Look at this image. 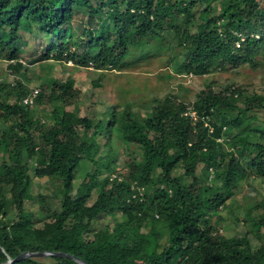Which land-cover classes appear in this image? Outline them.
<instances>
[{
    "label": "trees",
    "instance_id": "trees-1",
    "mask_svg": "<svg viewBox=\"0 0 264 264\" xmlns=\"http://www.w3.org/2000/svg\"><path fill=\"white\" fill-rule=\"evenodd\" d=\"M211 2L219 9L213 11ZM262 9L254 0H0V54L15 58L21 33L36 28L54 38L49 46L54 55L79 66L115 68L178 48L174 71L201 76L254 64L264 51ZM208 12L212 15L203 18ZM77 13L83 16L73 23ZM48 86L54 102L50 124L34 119L30 103H21L34 89L15 84L6 94H14L12 103L0 95L6 126L0 136V264L25 251L64 252L87 264H264V246L244 249L215 226L224 220L218 208L243 181L264 178V119L252 114L264 109L257 93L230 86L214 91L208 83L190 109L167 95L143 117H134L129 106L78 117L64 109L78 97L70 82L50 79ZM42 98L38 90L33 102ZM117 127L115 139L134 144L139 155L127 171L110 178ZM101 137L109 147L103 156ZM25 159H35L38 176L61 181L58 211L43 204L34 215L26 205L31 178ZM83 161L90 170L73 191ZM93 189L96 197L88 203ZM115 211L120 218L112 227L92 230L100 214ZM247 212L241 221L259 234L264 200ZM10 264L81 263L52 254Z\"/></svg>",
    "mask_w": 264,
    "mask_h": 264
},
{
    "label": "rangeland",
    "instance_id": "rangeland-1",
    "mask_svg": "<svg viewBox=\"0 0 264 264\" xmlns=\"http://www.w3.org/2000/svg\"><path fill=\"white\" fill-rule=\"evenodd\" d=\"M254 3L263 8L262 14L264 15V0H254ZM204 7L206 4L199 7L197 13L200 14ZM211 9L213 11L219 9V4L211 2ZM211 15L212 12L205 13L203 18H209ZM82 16L81 13H77L73 18V23ZM169 36L170 34L167 35V37ZM54 42L51 35H44L34 28L31 33H21L20 39L16 43L20 51L15 58L8 59L4 53L0 54V82L5 84L3 89H0V95L6 97L7 102L12 103L15 99L14 94H6L17 83H23L29 90L41 91L43 93L42 100L28 104L32 112L30 114L41 124L52 122L54 102L48 99L50 79H54L59 84L70 82L71 88L78 91L75 102L64 107L66 111H70L78 117H93V115L100 117L105 111L109 112L117 107L122 110L128 106L127 110L134 117H143L146 110L167 95L184 101L190 109L196 95L205 89L204 87L208 83H211L214 91H220L229 86L231 89H237L238 92L244 90L250 93L254 91L261 97V103L264 104V51L255 57L253 65L244 64L233 69L216 68L206 75L198 76L174 71L173 65L179 59L178 48L164 56L152 53L140 61L126 60L119 67L96 69L92 66H79L75 61H66L64 55L58 58L54 55L55 50L49 49V46ZM73 49L74 47L71 48V50ZM262 50H264V43ZM48 51L49 58H45ZM135 55L137 53H134L133 56ZM253 111L252 114L264 119V109L254 108ZM257 124V120H249V125ZM5 129V124L0 121V136ZM119 132L120 129L117 127L112 133L116 157L109 159L114 168V173L110 178H113L116 173L123 174L127 171L131 159L139 155L134 144L123 145L115 139ZM100 141L102 149L100 155L103 156L106 155L109 147L104 145L105 137H101ZM2 158L3 156L0 154V163ZM26 162L31 178L26 205L30 207L34 215H38L43 204L53 211H58L60 209L61 181L54 176H38L36 174L38 165L35 159H27ZM89 170V164L87 161H83L75 174L72 183L73 191L83 181ZM178 171L182 172L176 169L174 173H179ZM122 177L125 178V176ZM108 187L109 185H107ZM5 189L7 190L8 187L5 186ZM135 190L140 193L142 191V189ZM95 197L96 190L93 189L87 202L91 203ZM261 200H264V178H250L243 181L237 191L218 208V213L224 220L216 222L217 231L226 237L235 236L244 249L248 248L251 251L262 249L264 228L259 234H254L250 230V226L241 221L244 212L248 211L247 213H249L251 205ZM234 217H238L239 220L235 222ZM43 218L44 216L36 222L38 226L42 225ZM119 218V211H115L113 216L100 214L92 221V230L105 226L112 227L116 219ZM213 220L215 221V218ZM138 259L142 260L143 258Z\"/></svg>",
    "mask_w": 264,
    "mask_h": 264
},
{
    "label": "water",
    "instance_id": "water-1",
    "mask_svg": "<svg viewBox=\"0 0 264 264\" xmlns=\"http://www.w3.org/2000/svg\"><path fill=\"white\" fill-rule=\"evenodd\" d=\"M57 255V256H67V257H72L74 259H76L77 261H79L81 264H87L86 262L78 259V258H75L69 254H66L64 252H28V251H25L23 253H20L19 255H17L15 258L13 259H9L6 261V263L4 264H10V263H13L14 261H18L22 258H25V257H39V256H43V255Z\"/></svg>",
    "mask_w": 264,
    "mask_h": 264
},
{
    "label": "built area",
    "instance_id": "built-area-1",
    "mask_svg": "<svg viewBox=\"0 0 264 264\" xmlns=\"http://www.w3.org/2000/svg\"><path fill=\"white\" fill-rule=\"evenodd\" d=\"M37 92H38V90H37V89H34V90H32V92L30 93V96H28V97L24 98V99L22 100V102H23L24 104H27V103H32V102H33V99H34V97H35V96H36V94H37Z\"/></svg>",
    "mask_w": 264,
    "mask_h": 264
}]
</instances>
